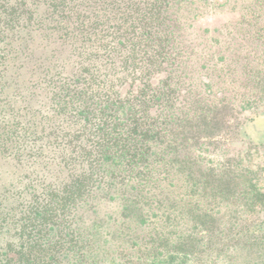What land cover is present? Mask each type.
Listing matches in <instances>:
<instances>
[{"label": "trees", "instance_id": "16d2710c", "mask_svg": "<svg viewBox=\"0 0 264 264\" xmlns=\"http://www.w3.org/2000/svg\"><path fill=\"white\" fill-rule=\"evenodd\" d=\"M183 5L192 9L188 0H0V264H183L223 236L264 264L258 225L238 222V238L210 233L218 223L196 195L206 185L215 200L245 201L247 215L264 212L260 172L206 165L189 148L234 143L256 119L201 97L219 86L210 62L251 88L263 80L250 76V30L198 36ZM189 215L198 233L187 235Z\"/></svg>", "mask_w": 264, "mask_h": 264}, {"label": "rangeland", "instance_id": "374dc122", "mask_svg": "<svg viewBox=\"0 0 264 264\" xmlns=\"http://www.w3.org/2000/svg\"><path fill=\"white\" fill-rule=\"evenodd\" d=\"M188 1L191 3L192 9L190 10L186 5H183V11L179 16L183 19L184 24L186 23V26L189 28L188 31L198 33L196 34L198 36L202 34L204 29L213 30L214 36H218L220 32L225 34L226 30L232 27H236V32H241L245 28L250 30V34L245 38L249 42V44H246L248 47L247 51L254 60V63L251 65L250 76L252 78H263L260 83L253 81L252 89L250 85L242 82L240 78L238 79V76L233 81L231 77L226 78L223 64L217 63L214 70L211 66L213 63L210 62L208 64L209 70L205 69V72L207 76L209 75L214 81L219 82V86L216 85L214 88L208 90L206 95L201 94L202 99H226L231 108L235 110L237 117L239 116L240 119H244L247 116L244 108L246 107L248 111L255 112L256 119L247 122L243 121L239 132L233 134L234 143H225L223 141L219 147H213L207 142L203 147H200V150L198 148L200 152H195V146H190L189 144V148L192 149L191 154L201 155V159L205 164L213 162L215 163L214 165H218L217 163H220L225 166V169L229 168L235 173L239 170L242 171L241 169L260 172V180L264 186V0ZM259 37L260 39H258ZM187 55L192 56L193 54ZM232 73L236 75L234 72ZM159 79V76H157L152 81L154 84H157ZM202 82H206V80H202ZM184 103L182 101L181 105ZM193 194V190L189 187L186 199L188 209L191 208V205L195 201ZM196 195L199 198V210L201 214L203 216L212 215L218 223V230L210 233H218L220 235L230 234L231 238H238L236 235L242 233L237 230V224L239 223L242 226L246 224L253 225L255 223L258 225L257 230L260 228L261 233H264V212L247 215L248 208L243 207L246 204L245 201L239 200L238 202L232 196L228 201L215 200L206 185L201 186ZM258 201L264 204V198H260ZM246 218L249 220L248 223L245 222ZM192 220L193 218L191 219L189 215V219H187V235L198 233V228L195 230ZM203 229L205 228L199 229V232L202 233L201 236L209 233L204 232ZM254 230L256 229H251L252 232ZM244 233H250V231ZM226 238L228 237L223 236L220 240L218 238L213 241L205 240L204 244L198 248L199 255L193 257V254L189 253L183 259V264H229V261H233V264H251L244 260L241 244L239 245L237 241L231 242L232 239L227 241ZM217 251L219 254H212ZM173 264H178V262L175 261Z\"/></svg>", "mask_w": 264, "mask_h": 264}]
</instances>
